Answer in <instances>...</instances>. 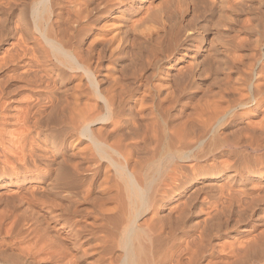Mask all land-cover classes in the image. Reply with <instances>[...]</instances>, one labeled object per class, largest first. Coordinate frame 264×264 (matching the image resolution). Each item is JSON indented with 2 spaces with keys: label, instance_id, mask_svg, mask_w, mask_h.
I'll return each mask as SVG.
<instances>
[{
  "label": "bare ground",
  "instance_id": "bare-ground-1",
  "mask_svg": "<svg viewBox=\"0 0 264 264\" xmlns=\"http://www.w3.org/2000/svg\"><path fill=\"white\" fill-rule=\"evenodd\" d=\"M0 264H264V0H0Z\"/></svg>",
  "mask_w": 264,
  "mask_h": 264
}]
</instances>
